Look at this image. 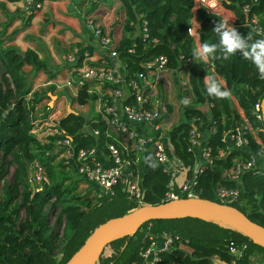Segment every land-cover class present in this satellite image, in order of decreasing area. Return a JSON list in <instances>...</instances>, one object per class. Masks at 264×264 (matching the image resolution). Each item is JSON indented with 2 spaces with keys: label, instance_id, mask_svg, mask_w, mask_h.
Instances as JSON below:
<instances>
[{
  "label": "trees",
  "instance_id": "16d2710c",
  "mask_svg": "<svg viewBox=\"0 0 264 264\" xmlns=\"http://www.w3.org/2000/svg\"><path fill=\"white\" fill-rule=\"evenodd\" d=\"M104 1L75 0L74 4L85 19L92 17L105 30L107 28L93 17L94 11ZM118 1L120 7L116 16L122 13V20L114 19L113 26L117 24L121 29L115 50L127 79L146 72V63L159 55H164L167 65L173 69L182 65L180 55L190 58L183 68L188 73L192 102L190 106L182 107L180 118L172 124L167 135L171 143L170 155L179 165L191 166L188 175L195 179L192 188L197 197L217 200L214 188L218 182L236 186L239 196L232 205L264 226V174L249 170L237 181L224 177L225 170L234 160L248 158L257 151L259 143L249 130L246 133L249 142L241 148L222 140L225 130L240 125L246 118L253 128L260 127L256 134L264 142V124L254 112L255 104L264 95V80L259 78L258 70L239 55L228 60L218 58L206 65L193 60L191 51L196 39L188 36L193 17L198 21V37L208 43L217 41L213 28L220 19L202 5L195 6V0ZM220 1L224 8L233 12L234 27L241 35L247 36L250 31L242 25L247 19V14L242 11L243 4L248 3L249 14L256 13L264 23V0ZM5 26L0 27V264H64L99 225L111 217L126 214L139 204L117 186L109 195L100 194L99 189V194L92 189L81 194L76 189L80 176L74 178L72 174L75 165L67 158H59V152L53 151L56 136L49 135L45 142L36 137L32 130L38 119L36 111L42 94L31 90L24 65L30 64L36 71L47 70V63L35 50L21 51L12 45L13 34L6 33ZM108 31L112 35V27ZM82 59L80 53L77 63L81 64ZM207 73L225 82L231 91L230 99L218 100L207 95L203 84ZM164 79L160 77L156 83L159 93ZM88 86L87 83L79 87L77 97L72 101L79 104L94 102L97 94L89 93ZM182 92L185 95L187 91L183 89ZM232 97L242 113L234 106ZM205 106L207 108L203 109ZM49 112L50 108L45 106L39 117L44 120ZM209 124L216 126L214 132L209 131ZM58 126L71 136L75 151L95 147L98 152H106L108 142H116V139L129 141L125 132L112 129L99 113L86 118L79 111H69L59 119ZM85 127L86 132L82 131ZM191 127L197 128L199 133L200 143L195 150L189 149ZM203 146L210 147L212 162L200 170ZM130 151L138 157L142 201L146 204L163 202L174 174L162 169L149 144H135ZM147 157L155 161V168L145 162ZM34 163L42 166L47 177V181H40L36 187L29 177V168ZM11 164L14 168L8 180ZM94 197L96 200L92 199ZM48 206L57 210L56 225L61 227V232L50 225ZM163 234L177 236V239L170 249L159 252L161 264H213L214 254L224 261L223 264H230L233 254L228 252L226 244L231 240L248 243L238 264H250L249 254L252 253L261 254L259 262L264 260V248L238 229L214 219L182 215L152 219L110 240L94 263L144 264L141 249L148 246L151 239L158 240ZM182 244L189 249L186 250ZM106 247L110 249L108 253L104 252Z\"/></svg>",
  "mask_w": 264,
  "mask_h": 264
},
{
  "label": "built area",
  "instance_id": "2783aa9c",
  "mask_svg": "<svg viewBox=\"0 0 264 264\" xmlns=\"http://www.w3.org/2000/svg\"><path fill=\"white\" fill-rule=\"evenodd\" d=\"M41 6V0H23V7L26 10L37 11ZM195 6H197L196 0ZM221 6V1L218 0L217 10L220 15ZM249 9L248 3L242 5V11L247 14V19L242 25L248 30H254L253 33L259 35L260 38H264V23L256 13L249 14ZM85 20L92 34L97 38L98 47L102 52L98 63L95 65H84L83 62L78 64L77 57L81 52L77 47L68 52L66 60L69 70H71V76L65 79V83L75 90L76 96L78 88L88 83L87 91L97 94L95 102L98 113L107 120L112 129L125 132L129 141L116 139V142H108L106 152H98L95 147L79 148L75 151L71 136L58 126L59 119H51V121L54 120L51 124L54 128L46 133L44 139H40L37 133L43 127L50 125L46 119L43 120L38 117L32 131L38 139L44 142L48 141L49 135H55L53 151L59 152V156L73 162L76 175L95 183L100 194H113L117 186L122 192L135 199L139 204L138 206L146 204L142 201V190L137 169L138 157L134 156L130 149L135 144L141 146L149 144L162 169L167 173L174 174V180L168 184L163 201L197 197L192 188L195 179L188 175L191 166L179 165L175 158L170 155L171 143L167 132L175 122L171 120L172 112L167 102L161 98L156 89L158 79L165 77L168 72L175 69L167 65V58L164 55H159L146 63V72L127 79L115 50L116 42L113 41L108 29L103 30L93 21L92 17ZM195 35L198 36L197 27ZM180 59L183 63L176 69L185 67L186 63L190 61V58L183 55H180ZM179 84L182 90L187 91L185 96L189 97L191 93L188 77L182 79ZM128 98L130 99L126 102ZM254 109L256 117L262 119L260 101L255 104ZM85 126L87 127V125ZM86 127L82 131L86 132ZM208 128L209 131L214 132L216 126L209 124ZM259 128L258 126L253 128L244 118L240 125H235L223 132L222 140L236 148H241L249 142V137L246 135L248 130L259 143L257 151L251 153L248 158L234 160L232 165L225 170V178L237 181L245 171L249 170L253 173L264 174V142L256 134ZM93 132L97 133V130ZM188 138L189 149L195 150L200 143L197 128H190ZM220 154H223V151H220ZM102 155H106L109 159L108 163L103 162L100 158ZM200 157L203 161L201 170L205 164L212 162L210 147H201ZM32 168L35 170L33 174L31 173L32 175L29 174L31 181H33V175H36L40 181H47L44 170L39 163H34ZM214 191L217 201L225 204L232 205L239 196L238 187L219 182L216 183ZM160 238L162 239L160 245H157L156 239H151L149 245L141 249L140 255L144 264H161L159 252L170 249L177 236L163 234ZM226 246L228 252L233 254L230 264H238V260L248 248V243L231 240ZM212 258L214 259L213 264L224 263L217 254H214ZM249 260L250 264H264V260L259 262V257L253 253L249 254Z\"/></svg>",
  "mask_w": 264,
  "mask_h": 264
},
{
  "label": "crops",
  "instance_id": "0c3cea01",
  "mask_svg": "<svg viewBox=\"0 0 264 264\" xmlns=\"http://www.w3.org/2000/svg\"><path fill=\"white\" fill-rule=\"evenodd\" d=\"M74 1L41 0L42 6L37 11H31L23 7V1L0 0V13L6 17L3 22H0V25L2 27L6 24V33L13 34V39L10 43L21 51L28 48L35 50L39 57L47 63L48 71L45 69L34 71L30 64L24 65V71L28 76V80L29 77L32 78V83L29 81L31 90L42 94L38 109L45 103L46 98L52 101V105L50 103L45 104V106L50 108V112L46 117V121L49 124L53 123L54 120L60 119L65 113L69 112L70 108L79 111L76 106L82 107L90 104V102L79 104L72 101L77 96L75 95V90L65 83V79L71 76L66 54L74 47H77L83 55L82 62L84 65H89L98 63L102 52L98 47L97 38L89 29L83 14L76 9ZM18 4H20L19 8L16 9L15 6H18ZM6 5H8V8ZM119 7L118 0H106L99 4L93 14V17L99 20V24H102L107 29L112 27V38L115 42L121 35L120 26L117 24L113 26L115 18L119 21L122 20V13H118L116 16V11ZM221 11L233 16L229 23L234 26L235 16L233 12L223 6H221ZM221 16L223 15L221 14ZM197 23L198 21L194 16L192 25L197 26ZM26 67L27 69L25 70ZM185 77H188L186 68L168 72L163 82L164 85L160 90L161 98L169 104L170 108L172 107L173 116H177V120L184 106L181 101L187 97L180 90L179 84ZM232 100L234 106L242 113L236 99L232 97ZM95 106L97 110L96 102ZM206 108V106L203 107V109ZM38 109L36 114L39 117L43 110L38 113ZM51 119L54 120L51 121ZM177 120L173 121L176 122ZM45 132L47 133L48 130ZM100 158L103 162H109L106 155H102ZM84 181L93 185V189L98 190L95 183L86 179ZM161 241L162 239L158 237L157 245H160ZM256 256H261V254L256 253Z\"/></svg>",
  "mask_w": 264,
  "mask_h": 264
},
{
  "label": "water",
  "instance_id": "95a60500",
  "mask_svg": "<svg viewBox=\"0 0 264 264\" xmlns=\"http://www.w3.org/2000/svg\"><path fill=\"white\" fill-rule=\"evenodd\" d=\"M69 111L76 112L71 108ZM260 112L264 124V95L260 100ZM182 215L199 216L225 223L238 229L264 248V226L251 220L234 205L207 198L186 197L157 204H143L129 210L124 215L109 218L93 231L64 264H91L110 240L152 219Z\"/></svg>",
  "mask_w": 264,
  "mask_h": 264
},
{
  "label": "clouds",
  "instance_id": "9594fccd",
  "mask_svg": "<svg viewBox=\"0 0 264 264\" xmlns=\"http://www.w3.org/2000/svg\"><path fill=\"white\" fill-rule=\"evenodd\" d=\"M218 0H196L197 6H203L209 9L211 14L219 16L218 22H215L213 31L217 36V41L208 43L202 42L201 39L195 35L196 26L193 25L188 29V36L196 39V45L191 51L193 60L201 65L208 64L210 61H215L218 58L228 60L233 56H242V59L250 61L258 70V76L264 80V38H255L253 31L250 30L247 36L241 35L236 27L232 26L229 21L233 16L228 14H218L217 10ZM195 11L196 9L193 8ZM220 54L219 56L217 54ZM203 84L207 95L218 100L230 99L231 91L226 87L222 79H218L214 74H206L203 78ZM181 103L188 107L191 100L187 97L182 99ZM146 163L150 167L155 168L157 165L152 157L146 158Z\"/></svg>",
  "mask_w": 264,
  "mask_h": 264
},
{
  "label": "rangeland",
  "instance_id": "374dc122",
  "mask_svg": "<svg viewBox=\"0 0 264 264\" xmlns=\"http://www.w3.org/2000/svg\"><path fill=\"white\" fill-rule=\"evenodd\" d=\"M21 4V3H20ZM20 4H18V6L16 5L15 6V8L16 9H18L19 8V5ZM108 4H109V2H108ZM7 6V8H8V5H6ZM10 7V6H9ZM11 9V8H10ZM226 12H224V13H222V11H221V14L223 15V14H225ZM5 16L3 15V14H1L0 13V22H3L4 20H5ZM0 27H1V25H0ZM48 59V58H47ZM27 69V67L25 68V70ZM29 81L32 83V78L31 77H29ZM42 82V81H41ZM181 91H182V88L180 89ZM160 94V93H159ZM160 96H161V94H160ZM185 96V95H184ZM190 100H191V98H189ZM192 102V101H191ZM47 103H50V105H52L51 103H52V101H50L49 100V98H46V101H45V103H43V105L41 106V107H39V111H38V113H41V111L44 109V107H45V104H47ZM51 107V106H50ZM76 109H78L79 111H81V112H83L84 113V115L86 116V118H89V117H92V116H94V115H96V114H98L97 113V110H96V106H95V102H90V104H88V105H86V106H82V107H79V106H76ZM64 110V109H63ZM85 111H87V112H85ZM77 112V111H76ZM80 112V113H81ZM171 112H172V116H173V112L174 111H172V107H171ZM63 113V112H62ZM66 114V113H65ZM171 116V120H177V116L175 117V116H173L172 117ZM180 116H181V112H180ZM180 118V117H179ZM52 124V123H51ZM48 125V126H46V127H43L42 129H41V131H39L37 134H38V137L40 138V139H44L45 138V136H46V130H48V131H51V130H53V125ZM59 158H65V157H61V156H59ZM32 166V165H31ZM31 166H30V168H29V174H33V171L35 170H33V168L31 169ZM13 168H14V166L11 164L10 166H9V173H8V175H7V178L6 179H10V177H11V172H12V170H13ZM67 170L69 169L68 167L66 168ZM38 170V169H37ZM41 171H42V169H41ZM31 174V175H32ZM72 174L74 175V178H78V177H76V173H75V171H74V169H73V171H72ZM80 179H82V180H80ZM32 185H33V187H36L37 185H39L40 184V180H38L37 179V177H36V175H33L32 176ZM93 187V185H91V184H89V183H87L86 181H84V179L83 178H80L79 177V179H77V187H76V189H77V191L78 192H80L81 194H86V192H88V191H90L91 189L96 193V194H99L98 193V191L97 190H95V189H93L92 188ZM90 197H93V195L92 196H90ZM131 198V197H130ZM93 200H96V197H94V198H92ZM134 202H136V200L135 199H133V198H131ZM136 204H137V202H136ZM48 208V210H49V214H48V221H49V223H50V225L51 226H53L54 227V230H60V232H61V227L60 226H57L56 225V217H57V210H54V209H52V208H50L49 209V206L47 207ZM133 209V208H132ZM182 247H184L186 250H188V248H187V245H181ZM110 251V249L108 248V247H106L105 248V251L104 252H106V253H108ZM263 254H264V252H263ZM91 264H95L94 262H92Z\"/></svg>",
  "mask_w": 264,
  "mask_h": 264
}]
</instances>
